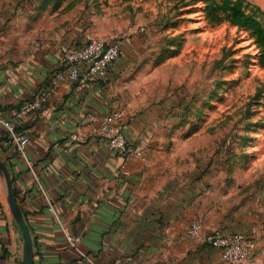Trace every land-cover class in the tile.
<instances>
[{"label": "crops", "instance_id": "1", "mask_svg": "<svg viewBox=\"0 0 264 264\" xmlns=\"http://www.w3.org/2000/svg\"><path fill=\"white\" fill-rule=\"evenodd\" d=\"M56 4L0 0V112L30 137L19 152L0 123V159L32 235L34 264H91L67 233L79 237V249L101 264H228L210 243L186 237L185 227L201 216L205 236L249 233L240 225L245 214L229 211L210 190L201 191L195 172L185 169L193 162L153 143L154 131L141 130L134 117L122 128L144 157L113 152L97 130L114 109L134 115L120 86L131 66L126 56L118 57L106 79L82 71L78 80L60 84L41 109L15 116L23 102L50 86L62 67L61 44L80 45L85 34L72 26L66 6ZM259 240L252 242L259 248L254 264H264V229ZM249 260L244 264H253ZM0 264H25V238L1 178Z\"/></svg>", "mask_w": 264, "mask_h": 264}, {"label": "rangeland", "instance_id": "2", "mask_svg": "<svg viewBox=\"0 0 264 264\" xmlns=\"http://www.w3.org/2000/svg\"><path fill=\"white\" fill-rule=\"evenodd\" d=\"M62 1H64L62 3ZM221 1V0H217ZM264 11V0H248ZM58 2V0H57ZM83 44L118 40L131 64L120 86L141 130L192 161L210 190L260 242L264 229V67L249 30L211 21L206 0H60ZM249 7L247 11H250ZM127 120V121H126ZM211 194V193H210ZM247 231V232H248ZM255 250V251H254ZM259 248H252L251 260ZM247 260V261H248ZM244 264V263H239Z\"/></svg>", "mask_w": 264, "mask_h": 264}, {"label": "built area", "instance_id": "3", "mask_svg": "<svg viewBox=\"0 0 264 264\" xmlns=\"http://www.w3.org/2000/svg\"><path fill=\"white\" fill-rule=\"evenodd\" d=\"M122 44L115 40L105 42L93 39L81 45L63 43L60 47L62 67L52 77L50 86L38 95L23 102L16 110L18 118L30 116L44 105L49 96L56 92L57 87L67 81L79 79L82 71H85L92 79H106L114 62L121 55ZM124 114L121 109H114L103 116L97 126V130L106 137L110 150L129 158L144 157L142 148L132 146L123 132ZM0 123L5 126L10 134V139L15 149L24 152L30 142V137L16 131L11 121H5L0 112ZM204 219L198 216L192 219L185 227V236L196 242H208L220 251L222 260L228 264L246 262L252 251V242L240 232L221 233L215 232L209 236L203 234ZM68 242L79 251L91 264H101L94 258L86 255L79 249L80 238L67 233Z\"/></svg>", "mask_w": 264, "mask_h": 264}, {"label": "trees", "instance_id": "4", "mask_svg": "<svg viewBox=\"0 0 264 264\" xmlns=\"http://www.w3.org/2000/svg\"><path fill=\"white\" fill-rule=\"evenodd\" d=\"M57 2V6L59 5ZM205 11L213 22L229 20L241 28L249 30L259 47L258 62L264 67V11L248 0H206ZM250 11H247L248 8Z\"/></svg>", "mask_w": 264, "mask_h": 264}, {"label": "water", "instance_id": "5", "mask_svg": "<svg viewBox=\"0 0 264 264\" xmlns=\"http://www.w3.org/2000/svg\"><path fill=\"white\" fill-rule=\"evenodd\" d=\"M0 178L3 182L6 200L10 208L12 217L22 230L25 238V264H34V243L31 232L25 221L22 210L19 206L17 198L13 190L12 179L8 171L7 165L0 159Z\"/></svg>", "mask_w": 264, "mask_h": 264}]
</instances>
